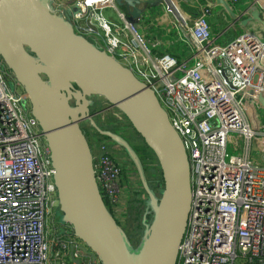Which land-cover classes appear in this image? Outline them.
Here are the masks:
<instances>
[{"label":"built area","instance_id":"2783aa9c","mask_svg":"<svg viewBox=\"0 0 264 264\" xmlns=\"http://www.w3.org/2000/svg\"><path fill=\"white\" fill-rule=\"evenodd\" d=\"M183 1L140 0L137 19L116 0H55V7L79 6L76 31L156 92L184 140L193 198L177 264H264V115L257 110L264 96V34L246 28L221 44L212 24L219 12L234 28L259 22L264 33V0H227L234 15L211 7L212 0H197L200 13L193 15ZM110 8L116 17L105 15ZM165 37L172 46L166 51ZM19 87L0 58V264H73L71 248L83 244L51 224V210L59 206L56 171ZM101 103L116 109L105 99ZM115 112L117 132L124 136L131 128ZM90 143L100 192L124 228L133 194L144 200L146 194L138 176L127 175L112 141L93 135ZM229 147L237 153L229 154ZM254 151L258 160L251 157ZM75 256L101 264L82 249Z\"/></svg>","mask_w":264,"mask_h":264},{"label":"water","instance_id":"95a60500","mask_svg":"<svg viewBox=\"0 0 264 264\" xmlns=\"http://www.w3.org/2000/svg\"><path fill=\"white\" fill-rule=\"evenodd\" d=\"M127 5L141 16L140 0ZM234 15L227 0H212ZM78 5L55 7V0H0V58L28 95L31 113L50 148L62 223L80 246L101 264H177L192 209L191 162L184 140L174 128L156 92L134 72L75 29ZM257 17L258 14L256 13ZM13 90V86L10 85ZM122 112L161 169L156 191L130 142L103 129L93 117L94 97ZM90 126L133 162L146 194L143 233L134 246L105 203L94 172ZM72 247V256H74ZM74 264H82L74 259Z\"/></svg>","mask_w":264,"mask_h":264},{"label":"rangeland","instance_id":"374dc122","mask_svg":"<svg viewBox=\"0 0 264 264\" xmlns=\"http://www.w3.org/2000/svg\"><path fill=\"white\" fill-rule=\"evenodd\" d=\"M196 1L197 0H184L183 3H182V7L183 9L186 11V12H189L193 15H198L200 12H199V9H198V6L196 5ZM105 15L106 16H110L112 14L113 17H116L117 16V13L114 9H106L105 10ZM219 18L216 17V20L215 21H218ZM225 29L221 32V37H217V41L218 43H221V44H225L227 42H230L231 40H233L235 37H237L241 32H247L248 30H245V29H239L238 27L234 28L233 26H231V22H227L225 20ZM227 25V26H226ZM251 28H253L255 31H257L258 33L260 34H264L262 33L261 31V27L259 26V22H256V24L253 25V22H251ZM252 29V30H253ZM220 34V32H219ZM4 66L7 67L4 63ZM14 88H15V81H12L10 83ZM20 89H24L23 87L21 88V86L19 87ZM95 101L97 102L94 109L92 108V113H93V117L95 118V120L98 122V124L103 128V129H108V130H112L114 132H116V127H111V126H108L107 123L109 121H113V118L116 120V109H111V108H108L107 104L104 103L103 106H101V102H104V99L102 97H94ZM99 101H101L99 103ZM259 110L258 113L260 114H263L264 115V96L262 97V100L261 102L259 103V105L257 106ZM103 108H107V109H103ZM110 109V110H109ZM104 111V112H103ZM102 112V114H101ZM114 116V117H113ZM261 116V115H260ZM125 121L127 122V124H129L128 127H130V132L128 133V135L125 133V138L131 143L132 146H140L141 148H145V143L143 141V139L141 138V136L134 130V128L131 126L130 122H128L126 119ZM82 126L87 130L89 131L88 132V139L90 140L91 142V139L93 137V135L95 136H99V134L94 131V129L92 128V126H90L89 122L86 121L82 124ZM117 148V147H116ZM120 151V154L123 155V151H121V149H118ZM228 152L229 154H235L237 152H234L230 147L228 148ZM149 154H147V156L149 157L148 158V163H149V166L152 167L153 164H155L156 166L157 165V161H156V158L153 156L154 154L150 151H148ZM124 156V155H123ZM251 157L254 159V160H258L260 158L259 154L256 153L255 151L252 152L251 154ZM126 162L127 160L130 162L128 165V167L132 168V165L134 167V164L133 162L129 159V157L126 155L123 157ZM132 164V165H131ZM153 168V167H152ZM62 211L60 209V207L57 205L54 206V208H52L51 210V224L53 222V224H55L56 226L55 227H58L59 228V232L60 233H66L68 232V228H67V224H63L62 223ZM53 226V225H52ZM127 226V225H126ZM52 234V233H51ZM72 247H74V256L73 258L74 259H80L81 260V263L82 264H86L85 263V260L83 259V257H76L75 254L81 250L80 249V244H77L76 245H73ZM72 250V248H71ZM74 264V262H73Z\"/></svg>","mask_w":264,"mask_h":264},{"label":"trees","instance_id":"16d2710c","mask_svg":"<svg viewBox=\"0 0 264 264\" xmlns=\"http://www.w3.org/2000/svg\"><path fill=\"white\" fill-rule=\"evenodd\" d=\"M83 129L86 131V133L88 135L89 131H87L84 127H83ZM98 134H99L100 138H102V139L105 138L100 133H98ZM133 148L135 149V151L139 155V157H140V159L144 165V169H145V172H146V175H147L149 182L151 183V185L153 186V188L156 191H159L163 186V178H162L161 169L159 167L157 159H156V161H157L158 166L153 164L152 165L153 168L150 167L149 163L147 162L148 158H149L147 156V154H149L148 151H150L151 149L146 144H145V148H141L140 146H137V145L133 146ZM151 152L153 153L152 150H151ZM153 156L156 158L155 154ZM105 203L108 205L107 202H105ZM129 211L130 212H129V217H128V224L126 227H124V229L127 232V234L129 236L131 242L133 243V245L137 246L139 244V241H140L142 233H143L142 219H143V216L145 213V200L143 198H141V196H139L138 194H133V197L131 200V205L129 207ZM69 231L72 232L70 229H69Z\"/></svg>","mask_w":264,"mask_h":264},{"label":"crops","instance_id":"0c3cea01","mask_svg":"<svg viewBox=\"0 0 264 264\" xmlns=\"http://www.w3.org/2000/svg\"><path fill=\"white\" fill-rule=\"evenodd\" d=\"M206 1V0H205ZM209 1V0H208ZM200 2H203V0H201ZM197 5V4H196ZM216 17H218L219 18V20L218 21H215L216 20ZM225 20L228 22V20H227V18H226V16L224 15V14H220L219 12H216V14H215V16H213L212 17V24H213V32H214V34H215V37L217 36L218 38L219 37H221V32L225 29V25H224V23H225ZM253 25H254V23H253ZM227 26V25H226ZM239 28L241 29H245V28H249L250 30L252 29L251 28V25H247L246 27H240L239 26ZM241 29V30H242ZM219 32H220V34H219ZM217 37H216V39H217ZM170 39V37H165L164 39H163V44H162V47H161V49L162 50H167L170 46H169V40ZM172 47V46H171ZM170 47V48H171ZM174 47L175 48H179V46H178V44H175L174 45ZM179 50H180V53H181V55L183 56V57H185L186 56V54H184L185 53V49L184 48H179ZM98 102V101H97ZM101 101H99V103H100ZM101 104V106H103L102 105V103H100ZM103 109H106V108H103ZM114 117V116H113ZM107 125L108 126H111V127H116V128H118V126H121V124H118L117 125V122H116V120L113 118V121H109L108 123H107ZM117 130L118 129H116V132H117ZM130 131L128 130L127 131V135H128V133H129ZM125 136V135H124ZM121 151H123V150H121ZM117 152V156H118V158L120 159V160H123L126 164H127V166H129L128 164L130 163L128 160H127V162H126V160L123 158L124 156H126L127 154L123 151V155L122 154H120V151H116ZM128 156V155H127ZM132 165V164H131ZM134 174L135 175H137V172H136V169H135V167H133V165H132V168H130V167H128L127 168V175L128 176H134ZM138 176V175H137Z\"/></svg>","mask_w":264,"mask_h":264},{"label":"flooded vegetation","instance_id":"af4514ba","mask_svg":"<svg viewBox=\"0 0 264 264\" xmlns=\"http://www.w3.org/2000/svg\"><path fill=\"white\" fill-rule=\"evenodd\" d=\"M56 225L54 224V227H55ZM56 229H58V231H59V228H57V227H55ZM67 228H68V226H67ZM68 230H69V228H68ZM60 233V232H59ZM67 233V232H66ZM66 233H60V234H62V235H66Z\"/></svg>","mask_w":264,"mask_h":264}]
</instances>
